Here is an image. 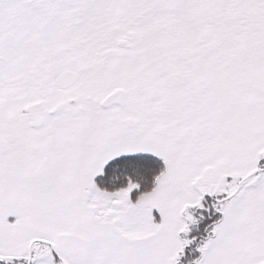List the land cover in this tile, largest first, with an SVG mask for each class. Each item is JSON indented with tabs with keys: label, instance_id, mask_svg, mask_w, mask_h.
<instances>
[{
	"label": "snow or ice",
	"instance_id": "obj_1",
	"mask_svg": "<svg viewBox=\"0 0 264 264\" xmlns=\"http://www.w3.org/2000/svg\"><path fill=\"white\" fill-rule=\"evenodd\" d=\"M194 243L264 264V0H0V264Z\"/></svg>",
	"mask_w": 264,
	"mask_h": 264
},
{
	"label": "rangeland",
	"instance_id": "obj_2",
	"mask_svg": "<svg viewBox=\"0 0 264 264\" xmlns=\"http://www.w3.org/2000/svg\"><path fill=\"white\" fill-rule=\"evenodd\" d=\"M215 219V216L209 217L207 214L205 215V218L200 221V223L197 226H193L192 231L189 233V236H196L199 238L202 235L206 234V227L212 223V220ZM196 245L195 243L193 245H190L186 247L185 253L186 255L182 257V264H187V260L198 255L199 253L195 251Z\"/></svg>",
	"mask_w": 264,
	"mask_h": 264
}]
</instances>
